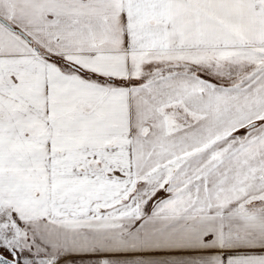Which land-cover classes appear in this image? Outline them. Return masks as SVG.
<instances>
[{
	"label": "snow or ice",
	"instance_id": "snow-or-ice-1",
	"mask_svg": "<svg viewBox=\"0 0 264 264\" xmlns=\"http://www.w3.org/2000/svg\"><path fill=\"white\" fill-rule=\"evenodd\" d=\"M0 264H264V0H0Z\"/></svg>",
	"mask_w": 264,
	"mask_h": 264
}]
</instances>
